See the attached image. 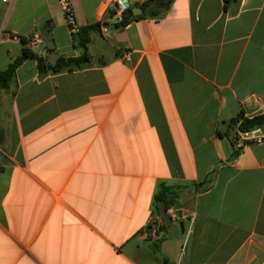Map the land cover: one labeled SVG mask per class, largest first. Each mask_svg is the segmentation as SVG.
Segmentation results:
<instances>
[{"label":"crops","instance_id":"obj_1","mask_svg":"<svg viewBox=\"0 0 264 264\" xmlns=\"http://www.w3.org/2000/svg\"><path fill=\"white\" fill-rule=\"evenodd\" d=\"M69 1L76 26L103 22L91 63L39 76L27 57L0 80V264H264V119L225 128L264 110V0H172L122 27ZM32 31L48 60L79 52L57 0H0V70ZM158 181L206 186L165 209L173 237Z\"/></svg>","mask_w":264,"mask_h":264},{"label":"trees","instance_id":"obj_2","mask_svg":"<svg viewBox=\"0 0 264 264\" xmlns=\"http://www.w3.org/2000/svg\"><path fill=\"white\" fill-rule=\"evenodd\" d=\"M172 0H144L140 3L142 12L133 15L131 13L130 7L126 8L121 15V18L114 23L116 27L124 26L128 21L148 16L153 18H158L161 13L168 7ZM231 0H222L223 6ZM103 22L95 21L92 23L77 26L75 31H70L71 42L76 47L79 52L76 55H61L56 54L52 60H48L45 54L41 51L33 50L34 44L31 43L33 38V31L28 34H18L16 37L21 42L19 48V54L14 57V59L9 62L4 70H0V80H5L8 76L13 74L14 68L25 58L32 57L36 60V66L38 69L39 76L46 73H56L63 70H71L84 66H88L91 63V55L88 52L87 46L91 41L93 34L101 35L100 26ZM34 31H39L40 39H42V33H47L49 31L48 22H46L41 27H36ZM37 39V38H36ZM51 51V48H48ZM118 54V50H115L114 55ZM264 119V110L260 113L244 116L241 111H237L234 115L230 116L226 121V129H235L237 132L246 131L258 126ZM218 132V131H217ZM227 132V131H226ZM219 133V132H218ZM2 131L0 129V141L2 139ZM191 187L194 190L204 189L206 186L203 181L199 182H172L166 183L164 181H158L156 183V188L153 193V203L157 199H162L165 204V209L172 204L178 203L180 192L186 188ZM150 224H147L148 228ZM182 228V225L180 224ZM157 229H161L163 233H166L161 222L158 223ZM165 260L161 264H165Z\"/></svg>","mask_w":264,"mask_h":264},{"label":"built area","instance_id":"obj_3","mask_svg":"<svg viewBox=\"0 0 264 264\" xmlns=\"http://www.w3.org/2000/svg\"><path fill=\"white\" fill-rule=\"evenodd\" d=\"M3 2H10L11 0H1ZM144 1V0H139ZM64 17V21L69 31H75L77 26L74 24L72 10L69 0H57ZM106 9L109 10L110 17L113 22L118 21L121 18L122 12L129 7L130 3L128 0H105ZM31 43L36 45L37 39L33 38ZM155 229V224L150 223V231L153 233Z\"/></svg>","mask_w":264,"mask_h":264},{"label":"water","instance_id":"obj_4","mask_svg":"<svg viewBox=\"0 0 264 264\" xmlns=\"http://www.w3.org/2000/svg\"><path fill=\"white\" fill-rule=\"evenodd\" d=\"M137 11H141L140 6L135 4L131 8L132 14H136ZM43 49V44L42 42H38L36 45H34L33 50H42ZM156 206H157V211L158 215L161 219V222L164 226V228L167 230V237H173L177 234V225L173 221V219L170 217V215L166 212L165 207H164V201L162 199H158L156 201ZM155 243L151 244L150 246H154Z\"/></svg>","mask_w":264,"mask_h":264},{"label":"rangeland","instance_id":"obj_5","mask_svg":"<svg viewBox=\"0 0 264 264\" xmlns=\"http://www.w3.org/2000/svg\"><path fill=\"white\" fill-rule=\"evenodd\" d=\"M93 47H94V46H93ZM94 49H95V48H94ZM92 50H93V48H92ZM104 55H107V53L105 52ZM152 244H153V243H152Z\"/></svg>","mask_w":264,"mask_h":264}]
</instances>
